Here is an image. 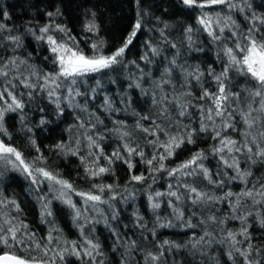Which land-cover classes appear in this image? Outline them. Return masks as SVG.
Returning a JSON list of instances; mask_svg holds the SVG:
<instances>
[{
	"label": "trees",
	"instance_id": "trees-1",
	"mask_svg": "<svg viewBox=\"0 0 264 264\" xmlns=\"http://www.w3.org/2000/svg\"><path fill=\"white\" fill-rule=\"evenodd\" d=\"M231 3L234 5L232 9L223 5L191 9L183 5L180 0H139V4L137 0H0V23L7 25L11 29L10 34L19 35L22 40L21 47L10 44L6 39L0 40V59L16 57L18 62L19 60L28 62L27 66L20 65L18 70L9 71L7 78L0 77V90L20 72L27 76L31 71L40 73L54 70L48 45L43 41H37L28 31L49 23V17L46 15L49 11L59 9L60 15L54 17L51 22L69 29L68 35L60 32L52 34L70 46L72 41L69 40V35L75 37L79 49L86 56L97 54L91 46L101 42L99 53L111 55L123 46L138 18V13L141 14L142 23L141 30L124 54L123 65L114 66L115 70L107 69L82 78L87 83L80 86V91H87L89 97L94 96V99H88L87 111L69 106V102L62 98L61 107L64 108V114L58 116L55 105L49 102L46 94L37 93L31 101L27 96L24 97L26 106L23 113L19 111L5 113L3 128L7 134L0 131V140L20 151L26 164L56 174L58 179L68 181L75 191L61 189L60 185L50 183L38 174L36 175L42 182L33 185L31 178L22 171L23 165L16 161L15 157L11 158L14 164L0 161V227L18 228L17 236L24 241L23 244L10 241L11 247L0 243V255L8 253L24 258L33 257L37 261H44L45 264H99L101 261L103 264H243V258L238 254L234 253L233 258L229 259L227 253L232 251V248L226 237L228 231L237 233L236 239L242 243L236 247L244 250L247 241L239 235V232L241 228L247 226L254 247L262 249L259 254L253 251L252 257L264 261V228L259 223L260 219L264 218V204H254L251 198L245 197L242 200V207L233 211L232 204L235 202V197L210 205H192L183 195L180 201L167 195L155 197L156 192L167 193L169 184L173 185L172 190L176 191L178 178L170 177L166 170L151 171L145 160L151 159L154 154H163L164 148L148 144L147 140L155 137L146 136L136 129V123L141 116L152 112L155 118L151 103L146 102L147 98L134 86L137 82L145 89L151 86V81L145 82L147 78L139 79L141 75L139 69L151 73L152 80L158 81L161 73L168 66V61L175 58L177 65L182 67H176L172 71L170 77L172 84L166 86V92L171 97L191 91L193 97H198L203 88L214 91L217 87L213 76L209 74L210 70L219 74L227 64L228 58L224 55V48L232 46V40L225 23L235 31H247V28L252 27L253 24L264 30V24L260 20L253 19L254 16L264 18V0H231ZM3 12L8 13L9 19L3 18ZM203 13H207L212 18L214 26L218 18L221 20L219 27H225V30L221 34L220 41L213 40L197 23V17ZM227 17H231L239 28L231 25ZM89 23L96 25L95 31L85 30V26ZM165 24L168 25L167 28L164 27ZM188 26L193 29L190 34L191 41L188 39L189 34L185 32ZM161 30L164 31L167 42L161 37ZM8 34L3 33L5 37ZM172 43H175L177 48H172ZM146 45L157 48L160 54L153 56ZM146 53L151 63L141 60ZM45 57H49V60L45 61ZM133 61L139 65V69L132 63ZM196 70L203 73L201 81L198 83L195 79L187 77L190 83L182 88L187 73ZM229 78L235 85L232 90L240 91L245 96L254 83L235 71L229 72ZM13 83H17V92L28 91L17 81L13 80ZM130 83L133 84L131 88ZM92 89H96L95 93ZM125 96L132 101L127 107L122 103ZM105 97L112 101L113 109L119 111L107 109L104 106ZM84 102L85 97L80 96L76 97L72 104L83 105ZM193 103L196 101L193 100ZM257 106L253 105V107ZM39 108H44L45 111L40 112ZM188 112L189 116L179 118L180 126L173 131V134L175 131L183 134L187 130L196 129V142L185 143L175 149L174 154L163 161L165 169L176 168L196 152L203 151L206 156L203 164L213 173V180L221 179L216 173L227 172V176L223 177L227 183L224 187L218 188L203 180L200 188L215 196H223L228 191L240 193L246 187L245 183L239 179L230 180L229 178L235 175V170L225 168L220 156L212 151L213 148L220 147L219 141L211 138L214 133L211 130L199 132L201 122L199 108L189 107ZM42 116L49 121L45 125L39 124ZM172 116L175 118L176 113L173 112ZM81 122H84L85 127H80ZM116 122H122L124 127ZM140 122L145 127L151 126L148 121ZM91 124H95L96 128L91 129ZM217 124H220L219 120ZM236 127L242 130L243 125L237 124ZM28 128H31L32 132H28ZM133 129L135 133L131 137V142L140 144L145 154L144 158L133 156L131 160L135 167L131 170L122 160H114L109 166L105 157L110 156L117 149L127 157L123 152L125 140L121 139V133ZM86 130L97 138L103 149V156H99V149L87 147ZM221 134L233 139H241L232 129L222 131ZM100 135L104 139H98ZM32 140H35V145L31 143ZM160 140L166 141L167 137L161 135ZM57 144H62L63 149L56 148ZM89 151L96 152L99 156L95 164L94 158L89 156ZM73 152L78 154L73 155ZM38 156H42V159L37 160ZM82 157L86 158L83 162ZM97 165L110 167L111 171L90 178L85 169L95 170ZM154 166H158L155 161ZM240 167L252 173V176L248 177L251 183L247 187L252 185L258 187L259 181L264 179V163L259 161L255 164L251 161L245 163L244 158L241 157ZM141 174L145 176L143 181H131L132 175ZM185 179L190 183L193 178H179L181 182ZM94 184L113 185L112 192L105 191L103 194L107 203L96 204L93 207L91 203L85 204L84 199L76 194L96 192L97 190L92 187ZM61 191L64 192V196H61ZM183 192V188L178 190V194ZM113 194L116 196L114 200L110 199ZM150 195L153 196V202L160 204L159 208H151L148 199ZM68 199L81 212L79 219L74 218L76 209L65 202ZM13 200L16 204L11 203ZM256 200H264V197L257 195ZM169 201L173 203L170 205ZM44 204H47L52 215L42 218ZM16 205H19V210ZM174 209L184 213L182 220L176 218ZM249 211L251 215H248ZM212 215L216 216L215 223L212 221L200 223ZM137 216L143 218V223L147 225L146 229L137 225ZM238 216L246 217V224L236 218ZM169 221L172 223L171 227L160 226ZM189 221L196 227H187ZM24 225L27 227L25 228ZM206 231L211 235L205 237V241L211 242L199 244L193 249L191 244L199 240ZM49 235L53 238L51 244L48 243ZM85 237L100 246L97 250L99 255L93 252L95 262L88 257L78 259L71 254L72 242L83 245ZM133 240L136 241L135 248L131 247ZM164 241H169L170 244L164 245ZM36 243L40 244V248L36 247ZM173 245H182V247L176 248ZM65 249L68 251H64ZM45 251H48L47 256L44 255ZM61 251L64 255L63 260L56 255ZM149 252L156 255L163 252L164 255L160 260L152 262L146 259Z\"/></svg>",
	"mask_w": 264,
	"mask_h": 264
},
{
	"label": "snow or ice",
	"instance_id": "snow-or-ice-1",
	"mask_svg": "<svg viewBox=\"0 0 264 264\" xmlns=\"http://www.w3.org/2000/svg\"><path fill=\"white\" fill-rule=\"evenodd\" d=\"M180 2L191 9H204L213 5H223L229 9L234 7L231 0H180ZM137 3L139 4V0H137ZM241 11H243V9H241ZM2 15L4 19H9L7 12H3ZM46 15L49 17V23L41 25L37 29H28V31L31 32L37 41H43L48 45V50L52 54L51 61L55 68L50 72L37 73L36 71H31L27 76H25L23 72H20L18 75L13 76L12 79L8 81L7 85L3 86L2 90H0V131H4L5 134H7L6 130L3 128L5 113L17 111L23 113L26 106L24 102L25 96L31 101L34 94H46L49 102L55 105L58 116L64 114V108L61 107L62 98L69 102V106L79 107L81 111H87L88 99H94V96L89 97L87 91H80V86L87 83V81L82 78L88 77L94 73L104 72V70L107 69L115 70L114 66L123 65L125 63L123 58L126 50L129 48V45L132 44L133 38L136 37L137 33L142 28L141 14L138 13V18L123 46L116 49L111 55H103L99 53V48L102 46V42L100 44L94 43L91 47L97 54L86 56L83 51L79 49L75 37L69 35V40L72 41V45L70 46L69 44L62 42V39H58L52 34L53 32H60L65 35H68L69 33V29H67L66 26L51 22L54 17L60 15L59 9H56V11H49ZM253 19L260 20L261 23L264 24V18L254 16ZM227 20L231 21V25L239 28V26L235 24V21L231 20V17H227ZM197 23L200 24L203 29L208 32V35L216 41L221 40V34L224 32L225 27H227L230 32L232 46H226L224 48V55L228 58L226 66L219 74H215L211 70L209 73L213 76L217 85L214 91H209L208 88H203L202 93L198 97H193L191 91L182 92L180 95H173L170 97L165 88L172 84L170 79L172 71H174L176 67H182L177 65L175 58L168 61V66L164 69V72L161 73L158 81L152 80L151 73H145L143 69H139V65L136 64L135 61L132 62L133 64H136V67L141 73L139 79L144 80L147 78L145 82L151 81L149 89L143 88L139 82L134 86L140 89L141 94L147 98L146 102H150L155 111V118L153 117L152 112L141 116L140 120L136 123V129L141 133H144L146 136L155 137V139L147 140L148 144H151L153 147L159 146L164 148L163 154H154L151 159H146L145 163L150 166V169L153 172L166 170L170 177L178 178L176 191H173V185L169 184V191L167 193L156 192L155 197L167 195L168 197H174L176 201H180L181 196L183 195L186 199L190 200L192 205H210L218 203L221 200H226L229 197H235V202L232 204L233 211H237L242 207V200L245 197L251 198L254 204H264V200H256L257 195L264 197V179L259 181L258 187L257 185L247 187V185L251 183L248 180V177L252 176V173L251 171L242 170L240 167L241 157L244 158L245 163L249 161L253 164L257 161L264 163V30L257 28L255 24H253L252 27L247 28V31H235L228 23H225V27H219L221 23L219 18L214 26L212 18L208 16L207 13H203L201 16L197 17ZM164 27L167 28L168 25L165 24ZM95 29L96 25L94 23H89L85 26V30L88 32H93ZM192 31L193 29L191 26H188L185 29V32L189 34V41H191L190 34ZM37 32L39 35H37ZM3 33L9 34L5 37ZM10 33L11 29H9L7 25L0 23V40L6 39L10 44L15 45L16 47H21V37ZM160 35L166 41L163 30L160 31ZM146 47L150 48L153 56L160 54L157 48L151 47V45H146ZM171 47L175 49L177 48V45L172 43ZM165 59L167 58L165 57ZM47 60H49V57H45V61ZM141 60H145L148 63L152 62L147 53L141 57ZM27 63V60H19L18 62L16 57L0 59V77L7 78L9 76V71L12 69L18 70L20 65L27 66ZM9 66H11V68ZM230 71H235L237 74L249 78L250 82H254L252 83L251 88L247 90V96L240 91L232 90L235 85L231 83L229 78ZM202 76L203 73L199 70L187 73L185 85H181V87L183 88L190 83L187 77H191L199 83ZM33 77H35V79H33ZM13 80L17 81L23 88L28 89V91L17 92V83H13ZM99 86V80H97V87ZM129 87H133V84L130 83ZM92 91L95 93L96 89H92ZM80 96L85 97L84 104L73 105L72 102L76 100V97ZM186 97L189 99H185ZM193 100H195L196 103H193ZM200 101H204L205 103L200 104ZM122 103L127 107L131 105L132 101L129 97L125 96L122 99ZM253 105L258 106L253 107ZM104 106L109 110L119 111V109H113L112 101L108 97H105ZM189 107L199 108L201 114L199 132H208L211 130L214 133L211 138L219 141L220 147L213 148L212 151L220 156V160L225 168L235 170V175L231 176L229 179H239L245 183L246 187L242 189L240 193L228 191L223 196H215L214 194L206 192L200 188V183H202L203 180H207L210 185H216L218 188L224 187L227 183L223 178L224 176H227V172L216 173L221 179L213 180V173H211L203 164V160L206 159L203 151L196 152L189 160L178 165L176 168L170 170L165 169L163 161L171 157L174 154L175 149L180 148L185 143L194 144L196 142V129L187 130L183 134L179 131H175V134H173V131L180 126L179 118L190 115L188 112ZM39 111L44 112L45 109L39 108ZM173 112L176 113L175 118L172 116ZM21 120L23 121V116H21ZM217 120L220 121L219 125L217 124ZM140 121H148L151 126L145 127ZM48 122L49 121L42 116L39 124L45 125ZM100 123H102V121H100ZM116 123H120L121 127H124L122 122ZM237 124L243 125L242 130L236 127ZM80 127H85L84 122L80 123ZM90 128L95 129L96 125L91 124ZM227 129L236 131L241 139L222 136V131H226ZM27 130L28 132H32L31 128H28ZM134 133L135 129L121 133V139L125 140V143L123 144V152L127 154V157L122 155L120 149H117L110 156L105 157L109 166L114 160H122L127 164L129 170H131L135 167L131 160L133 156L144 158L145 154L140 144L138 142L135 144L131 142V137ZM161 135L166 136L167 140L161 141ZM86 138L88 141L87 147L89 149H99V156H103V149L100 147L97 138H94L93 134L88 130H86ZM98 139L102 140L104 137L100 135ZM31 143L35 145V140H32ZM77 143H79V141H77ZM55 147L63 149L64 146L62 144H57ZM37 151L39 152V148H37ZM72 154L77 155L78 153L73 152ZM89 156L94 158V164L99 159L96 152L89 151ZM12 157H15V160L23 165L22 171L31 178L33 185H39L42 182L36 175L38 174L39 177H43L50 183L60 185L61 189L75 191L68 181L58 179L56 174H53L44 168H32L29 164H26L20 151L15 147L5 144L3 140H0V161H7L14 164V161L11 159ZM40 159H42V156L37 157V160ZM81 159L83 162L86 158L82 157ZM154 161L158 166H154ZM109 171H111L110 167H102L98 165L95 170L92 168L85 169L86 174L90 178L98 177ZM180 177L193 179H191L190 183L187 179L181 182L179 180ZM144 179L145 176L143 174L131 176V181L135 182H141ZM92 187L97 191L77 192L76 194L84 199L85 204L91 203L93 207H95L96 204L107 203V200L103 198V194L105 191L112 192L113 185L94 184ZM180 188L184 189L182 194H178ZM61 196H64L63 191H61ZM41 199H43V197H41ZM110 199H116L115 194H113ZM148 199L151 208L157 209L160 207L158 202H153V196L150 195ZM65 202L73 209H76L75 204H73L70 199ZM11 203L16 204L14 200L11 201ZM169 203L171 205L173 202L169 201ZM16 207L19 210V205H16ZM174 211L176 212L177 219L182 220L184 218V213L182 211H179V209H174ZM251 214L252 213L249 211L248 215ZM51 215L52 212L48 209L47 204H44L42 218ZM80 216L81 212L76 209L74 218L79 219ZM236 218L241 219L246 224V217L238 216ZM113 219H115V216H113ZM208 221L215 223L216 216H209L205 220L200 221V223H207ZM220 223H222V221ZM259 223L260 226L264 228V218H261ZM137 225L144 229L147 228V225L143 223V218L139 216H137ZM160 226L171 227L172 223L169 221L167 224H160ZM186 226L196 227V225H193L190 221ZM24 227L26 228L27 225H24ZM18 232L19 229L14 226L8 227L7 229L0 227V243L8 247L12 246L10 241L15 242L16 244H23L24 241L17 236ZM210 235L211 233L206 231L199 240H196L195 243L191 244V247L196 249L199 244L205 242L210 243L211 241H205V237H209ZM236 235L237 233L231 231L227 232L226 239L229 241L232 248V251L227 253L229 259H232L235 253L243 258V264H264V261L252 257L253 251L259 254L262 249L260 247H254L251 242L248 227L245 226L241 228L239 232V235L243 236L245 241H247V247L244 250L236 247V245L242 243V241L236 239ZM52 240L53 238L49 235L48 243L51 244ZM163 243L164 245L170 244L169 241H164ZM173 246L176 248L182 247V245ZM36 247L40 248V244L36 243ZM99 247L98 243H94L92 240L85 237L83 245H78L75 241L72 242L71 254L75 255L78 259L88 257L95 262L93 252H96V254L99 255L100 253L97 251ZM131 247H136V241L133 240L131 242ZM161 247H163V245H161ZM64 251L68 250L65 249ZM44 255L47 256L48 251H45ZM56 255H58L61 260L64 259L63 251L57 252ZM163 255V252H160L158 255L149 252L146 259L155 262L160 260ZM0 264H45V262L42 260L37 261L33 257L24 258L15 254L5 253L4 255H0ZM99 264H103V262L101 261Z\"/></svg>",
	"mask_w": 264,
	"mask_h": 264
}]
</instances>
